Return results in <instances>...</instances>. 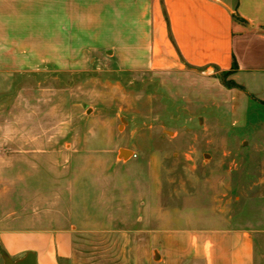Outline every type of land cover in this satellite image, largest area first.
Segmentation results:
<instances>
[{
	"label": "rangeland",
	"instance_id": "rangeland-1",
	"mask_svg": "<svg viewBox=\"0 0 264 264\" xmlns=\"http://www.w3.org/2000/svg\"><path fill=\"white\" fill-rule=\"evenodd\" d=\"M226 81L123 70L103 50L4 76L0 229L71 231L61 264H155L157 227L243 228L264 264V105Z\"/></svg>",
	"mask_w": 264,
	"mask_h": 264
},
{
	"label": "crops",
	"instance_id": "crops-1",
	"mask_svg": "<svg viewBox=\"0 0 264 264\" xmlns=\"http://www.w3.org/2000/svg\"><path fill=\"white\" fill-rule=\"evenodd\" d=\"M103 50L123 70L225 73L244 97L264 102V0H0V83L36 71H77ZM167 222V221H166ZM169 223V222H168ZM155 264H257L255 233L225 227L155 228ZM68 230L0 229V258L28 253L61 264Z\"/></svg>",
	"mask_w": 264,
	"mask_h": 264
},
{
	"label": "water",
	"instance_id": "water-1",
	"mask_svg": "<svg viewBox=\"0 0 264 264\" xmlns=\"http://www.w3.org/2000/svg\"><path fill=\"white\" fill-rule=\"evenodd\" d=\"M129 154H130V152L128 150H120L119 151V156H122L124 158L127 157ZM4 264H36V263H35L34 255L31 253H28L24 256V258H22L21 260L16 261V262H12L9 259L5 258Z\"/></svg>",
	"mask_w": 264,
	"mask_h": 264
},
{
	"label": "trees",
	"instance_id": "trees-1",
	"mask_svg": "<svg viewBox=\"0 0 264 264\" xmlns=\"http://www.w3.org/2000/svg\"><path fill=\"white\" fill-rule=\"evenodd\" d=\"M236 70V64H235V62H233L232 63V68H231V70L230 71H228V72H225L224 73V76H225V78H227L231 73H233L234 71ZM228 87H230V88H240V87H238L235 83H233V82H231V81H226V83H225ZM262 105H264V102H260Z\"/></svg>",
	"mask_w": 264,
	"mask_h": 264
}]
</instances>
